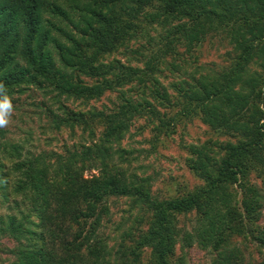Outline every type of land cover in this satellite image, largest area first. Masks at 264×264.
Masks as SVG:
<instances>
[{
  "label": "trees",
  "instance_id": "obj_1",
  "mask_svg": "<svg viewBox=\"0 0 264 264\" xmlns=\"http://www.w3.org/2000/svg\"><path fill=\"white\" fill-rule=\"evenodd\" d=\"M0 84L40 92L38 119L70 139L32 154L0 129L9 264H186L191 247L264 264V0H0ZM138 121L148 149L124 143ZM193 121L194 183L153 190L144 158Z\"/></svg>",
  "mask_w": 264,
  "mask_h": 264
},
{
  "label": "rangeland",
  "instance_id": "obj_2",
  "mask_svg": "<svg viewBox=\"0 0 264 264\" xmlns=\"http://www.w3.org/2000/svg\"><path fill=\"white\" fill-rule=\"evenodd\" d=\"M137 42V41H136ZM135 42V43H136ZM139 42V41H138ZM138 44V43H136ZM208 44L203 46L204 55L201 58L202 63H212L217 66L222 63L221 54L226 50L222 47H213L210 49ZM116 58L124 60L122 55H116ZM11 102L13 110L10 115L9 123L7 126L0 128L5 132V139L9 142L23 143L30 153L35 154L40 151L58 150L62 143L66 142L70 144V139L64 132L54 133L46 128V120L43 116L38 119L37 114L39 110H42V105L47 103L46 99L40 92L35 90H29L20 95H14ZM112 95H104L98 101H92L89 105L96 108L101 106H109V100L112 99ZM67 106L72 108L83 107L78 103H66ZM142 124V121H138L134 124V127L130 128L129 133L131 137H127L124 143L130 147L137 149H148V145L144 143V140H148L149 132L144 130L142 135H135L133 128ZM42 126V127H41ZM205 128L197 121L186 123L183 128L179 127L176 133L172 136V140L168 142L166 147L159 146L155 153L148 154L143 163L147 174H155L156 181L153 185V190L160 188L163 190V186L171 184L173 181L184 180L187 184L192 185L194 180L189 176L182 164L183 152L180 150V139L183 143L191 142L195 143L197 140H202L205 134ZM142 157H140L141 160ZM95 172H89L85 175L88 176ZM6 209L0 208V214L4 215ZM118 208L112 206L111 214L113 219L117 218ZM260 224H264V205L261 210ZM109 235V230L103 231V235ZM13 242L6 238H0V264H9L11 256L6 253L4 249H11ZM254 258L257 259V255L254 254ZM186 264H209L207 255L191 247L186 254Z\"/></svg>",
  "mask_w": 264,
  "mask_h": 264
},
{
  "label": "clouds",
  "instance_id": "obj_3",
  "mask_svg": "<svg viewBox=\"0 0 264 264\" xmlns=\"http://www.w3.org/2000/svg\"><path fill=\"white\" fill-rule=\"evenodd\" d=\"M4 93V86L0 84V128L8 125L13 110L9 97Z\"/></svg>",
  "mask_w": 264,
  "mask_h": 264
}]
</instances>
